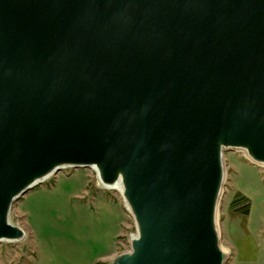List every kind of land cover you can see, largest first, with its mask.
Wrapping results in <instances>:
<instances>
[{
    "label": "water",
    "instance_id": "1",
    "mask_svg": "<svg viewBox=\"0 0 264 264\" xmlns=\"http://www.w3.org/2000/svg\"><path fill=\"white\" fill-rule=\"evenodd\" d=\"M264 164V0H0V242L67 168L120 183L112 264H224V152Z\"/></svg>",
    "mask_w": 264,
    "mask_h": 264
},
{
    "label": "rangeland",
    "instance_id": "2",
    "mask_svg": "<svg viewBox=\"0 0 264 264\" xmlns=\"http://www.w3.org/2000/svg\"><path fill=\"white\" fill-rule=\"evenodd\" d=\"M224 171L217 210L224 264H264V166L226 150ZM10 219L26 237L0 242V264H112L136 232L120 195L98 187L92 168L58 171L15 201Z\"/></svg>",
    "mask_w": 264,
    "mask_h": 264
},
{
    "label": "bare ground",
    "instance_id": "3",
    "mask_svg": "<svg viewBox=\"0 0 264 264\" xmlns=\"http://www.w3.org/2000/svg\"><path fill=\"white\" fill-rule=\"evenodd\" d=\"M239 151H241V153L243 154V156L246 159H248L251 163L256 164V165H263L264 166V164H258V163L252 162L251 159L248 157L247 153L245 152V150H239ZM92 169L95 170L94 168H92ZM97 186L100 187L101 189H110V190L116 191L120 195V197H121V199L123 201V204H124L125 209L131 215L130 208H129L128 204L126 203V201L124 200L123 193H122V186H121L120 183H115L113 185H105V184H103L101 182L100 178L97 176ZM131 217H132V215H131ZM216 223L218 225L217 218H216ZM136 235H137L136 232L134 234H130V237L129 238L131 239L132 237H135ZM223 251L226 254H228V252L226 250L223 249Z\"/></svg>",
    "mask_w": 264,
    "mask_h": 264
},
{
    "label": "trees",
    "instance_id": "4",
    "mask_svg": "<svg viewBox=\"0 0 264 264\" xmlns=\"http://www.w3.org/2000/svg\"><path fill=\"white\" fill-rule=\"evenodd\" d=\"M242 199H243V197H242ZM241 200V199H240ZM246 213H247V207H246V211H245Z\"/></svg>",
    "mask_w": 264,
    "mask_h": 264
}]
</instances>
